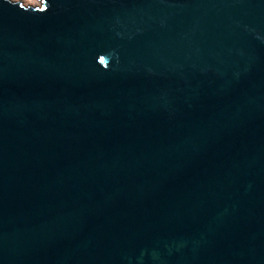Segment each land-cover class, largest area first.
Returning <instances> with one entry per match:
<instances>
[{
    "label": "water",
    "instance_id": "water-1",
    "mask_svg": "<svg viewBox=\"0 0 264 264\" xmlns=\"http://www.w3.org/2000/svg\"><path fill=\"white\" fill-rule=\"evenodd\" d=\"M0 264H264V0H0Z\"/></svg>",
    "mask_w": 264,
    "mask_h": 264
},
{
    "label": "bare ground",
    "instance_id": "bare-ground-1",
    "mask_svg": "<svg viewBox=\"0 0 264 264\" xmlns=\"http://www.w3.org/2000/svg\"><path fill=\"white\" fill-rule=\"evenodd\" d=\"M27 5L37 4L39 0H21Z\"/></svg>",
    "mask_w": 264,
    "mask_h": 264
},
{
    "label": "rangeland",
    "instance_id": "rangeland-1",
    "mask_svg": "<svg viewBox=\"0 0 264 264\" xmlns=\"http://www.w3.org/2000/svg\"><path fill=\"white\" fill-rule=\"evenodd\" d=\"M12 1H21V0H12ZM21 2H22V4L27 5V4L24 3L23 1H21ZM41 4H42V0H39L37 4H32V6H34V7H40ZM27 6H28V5H27Z\"/></svg>",
    "mask_w": 264,
    "mask_h": 264
}]
</instances>
